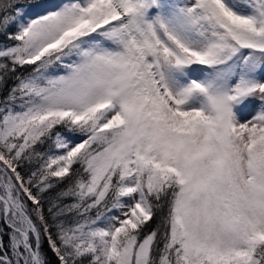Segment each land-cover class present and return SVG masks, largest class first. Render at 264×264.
Wrapping results in <instances>:
<instances>
[{
  "label": "snow or ice",
  "instance_id": "snow-or-ice-1",
  "mask_svg": "<svg viewBox=\"0 0 264 264\" xmlns=\"http://www.w3.org/2000/svg\"><path fill=\"white\" fill-rule=\"evenodd\" d=\"M0 264H264V0H0Z\"/></svg>",
  "mask_w": 264,
  "mask_h": 264
},
{
  "label": "trees",
  "instance_id": "trees-1",
  "mask_svg": "<svg viewBox=\"0 0 264 264\" xmlns=\"http://www.w3.org/2000/svg\"><path fill=\"white\" fill-rule=\"evenodd\" d=\"M49 256H51V253H49Z\"/></svg>",
  "mask_w": 264,
  "mask_h": 264
}]
</instances>
